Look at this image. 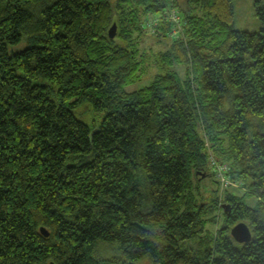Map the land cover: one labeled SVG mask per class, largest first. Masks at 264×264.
Returning <instances> with one entry per match:
<instances>
[{"label":"trees","instance_id":"16d2710c","mask_svg":"<svg viewBox=\"0 0 264 264\" xmlns=\"http://www.w3.org/2000/svg\"><path fill=\"white\" fill-rule=\"evenodd\" d=\"M255 9L258 32L235 28L233 0H0V264H111L105 248L123 264H264ZM147 35L165 49L142 52ZM218 164L242 195L218 180L208 195Z\"/></svg>","mask_w":264,"mask_h":264},{"label":"rangeland","instance_id":"374dc122","mask_svg":"<svg viewBox=\"0 0 264 264\" xmlns=\"http://www.w3.org/2000/svg\"><path fill=\"white\" fill-rule=\"evenodd\" d=\"M111 1L115 2L116 0H111ZM255 1L256 0H233V4L235 7L234 26L237 30L250 31V32H256L257 31L258 32L262 29L261 22L259 21V19L257 18V15H256ZM144 39L145 40L143 41V44L141 43L142 52L144 50L150 51V49H152L154 51V54L152 53L153 51L149 52V53L155 55L156 53H158V51H162L165 49L164 45L156 44V42L154 41V39L150 35H147L146 37H144ZM23 48H24V44H21L20 46L10 47V51L11 52H18V51H22ZM149 53H147V55H150ZM153 55H150V56H153ZM154 73H155V71L152 70L151 75L148 76V79L146 81H145V79L143 80V82L140 84L141 85L140 87H142V86L147 87V86L151 85L152 81H153V78H151V77L153 76ZM213 160L216 161L214 158L212 159V161ZM217 166H219V164ZM221 166L225 167L224 164H222ZM210 168H213L212 165L210 166ZM226 170H227L226 176L230 180L232 185L228 186L225 189L231 188L230 190H232L234 192H235V190H237V191H239V193H241V191L242 192L245 191V188H242V186L239 185L238 181L234 182L228 176V170H229L228 166H226ZM201 174L203 175V177L206 180L205 184L208 185V188H207L208 195H211L212 194L211 188H209V186H211L214 183V181H216V180L220 181V180L217 177V174L213 175V176H211L209 173L207 175V174H204L203 172H201ZM225 189H223V190H225ZM240 195H242V193ZM248 201H251V200H248ZM225 204H227V203H225ZM215 212H213V214H211L210 216L207 217V219H212V221H210L209 224L207 225V231L211 234L216 233L219 230V228L222 227L224 224V221H223L224 218L220 217L221 212L220 211H218L216 213ZM191 245H192V241L188 244V246H191ZM118 257H120L119 254H117L115 251L113 252L110 248H105L100 253V258L102 260L110 261L111 264H123L122 262H120ZM136 264H155V263L152 262L149 257H145L144 259L137 262Z\"/></svg>","mask_w":264,"mask_h":264},{"label":"water","instance_id":"95a60500","mask_svg":"<svg viewBox=\"0 0 264 264\" xmlns=\"http://www.w3.org/2000/svg\"><path fill=\"white\" fill-rule=\"evenodd\" d=\"M117 34L116 24L111 28L109 36L111 39H114ZM226 208V207H225ZM41 233L45 237H49L50 233L45 229L41 228ZM232 238L239 244H247L252 241L253 234L251 228L244 222L237 224L231 230Z\"/></svg>","mask_w":264,"mask_h":264},{"label":"built area","instance_id":"2783aa9c","mask_svg":"<svg viewBox=\"0 0 264 264\" xmlns=\"http://www.w3.org/2000/svg\"><path fill=\"white\" fill-rule=\"evenodd\" d=\"M174 19H176L175 16H174ZM226 171H227L226 166L225 167H222L221 165L216 166L215 172H216L217 177L219 178V180L221 182L222 189H225L228 186L232 185V183L230 182V180L226 176Z\"/></svg>","mask_w":264,"mask_h":264}]
</instances>
